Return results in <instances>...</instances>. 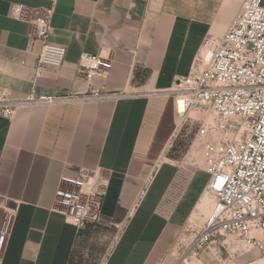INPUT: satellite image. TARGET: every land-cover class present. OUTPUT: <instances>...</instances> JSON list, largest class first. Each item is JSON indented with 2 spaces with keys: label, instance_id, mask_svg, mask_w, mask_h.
Segmentation results:
<instances>
[{
  "label": "crops",
  "instance_id": "crops-1",
  "mask_svg": "<svg viewBox=\"0 0 264 264\" xmlns=\"http://www.w3.org/2000/svg\"><path fill=\"white\" fill-rule=\"evenodd\" d=\"M240 4L0 0V96L110 95L23 106L11 119L0 117V197L14 209L3 264L178 262L185 229L203 214L197 207L208 179L199 181L208 174L204 167L187 171L169 162L180 119L172 96L161 92L205 66V38L226 32ZM15 6L54 7L50 40L67 49L59 72L36 77L41 44L34 47L30 26L13 17ZM82 52L110 54L108 75L88 80L80 74ZM78 168L99 171L109 182L103 224L82 234L52 209L61 174ZM123 221L125 230L110 248L114 224ZM228 253L236 264H264L259 250ZM189 261L222 264L209 248Z\"/></svg>",
  "mask_w": 264,
  "mask_h": 264
},
{
  "label": "built area",
  "instance_id": "built-area-1",
  "mask_svg": "<svg viewBox=\"0 0 264 264\" xmlns=\"http://www.w3.org/2000/svg\"><path fill=\"white\" fill-rule=\"evenodd\" d=\"M55 9L15 6L13 17L30 26L29 37L36 47V77L46 70L59 72L67 49L51 42ZM209 52L205 66L179 78L171 89L175 113L184 117L194 110H211L218 124H202L197 139L202 143L204 170L209 175L206 189L214 196L213 211L194 234L176 264H189L205 248L212 249L222 264H236L229 255L259 250L264 254V0H241L226 32L205 38ZM113 67L110 54L82 52L78 71L88 80L107 76ZM107 93L93 90L87 97L0 96V117L13 118L18 108L28 105L104 99ZM108 179L99 171L67 169L60 176L53 211L78 230L104 222L103 200ZM14 209L0 197V264L14 225ZM113 248L125 230L126 221L114 224Z\"/></svg>",
  "mask_w": 264,
  "mask_h": 264
},
{
  "label": "rangeland",
  "instance_id": "rangeland-1",
  "mask_svg": "<svg viewBox=\"0 0 264 264\" xmlns=\"http://www.w3.org/2000/svg\"><path fill=\"white\" fill-rule=\"evenodd\" d=\"M178 118L180 119V124H177V130L174 138L172 139L173 143L170 142L171 147L166 153L167 157L171 159L169 160V162H172L178 168L186 169L187 171L201 168L203 167L202 143L197 139V132L202 124L217 125L218 122L216 116L211 110L205 109L199 111L194 110L184 117L178 116ZM208 178V175H206L205 173L201 174L199 181L200 184H203V182L207 181ZM204 194L201 196V199ZM214 201V196L213 198L210 197L209 206H211L212 203L214 204ZM208 210L210 209H207L206 213L199 210V213L203 212V214H198L197 216L195 215L196 218L193 222H191V227L185 229L183 239L180 242L181 251L186 249L191 239L193 238L194 233H197L202 227L204 220L209 215ZM109 244L111 245V243Z\"/></svg>",
  "mask_w": 264,
  "mask_h": 264
},
{
  "label": "bare ground",
  "instance_id": "bare-ground-1",
  "mask_svg": "<svg viewBox=\"0 0 264 264\" xmlns=\"http://www.w3.org/2000/svg\"><path fill=\"white\" fill-rule=\"evenodd\" d=\"M205 52H207L209 54L208 51L205 50ZM209 57V55H208ZM207 57V58H208ZM210 197L213 198V195L211 194V192L208 190V189H205V194L204 196L202 197L201 201L199 202L198 204V207H197V210H200V211H207L209 205H210ZM213 203H212V208L210 209L209 213L208 214H211L212 211H213Z\"/></svg>",
  "mask_w": 264,
  "mask_h": 264
},
{
  "label": "water",
  "instance_id": "water-1",
  "mask_svg": "<svg viewBox=\"0 0 264 264\" xmlns=\"http://www.w3.org/2000/svg\"><path fill=\"white\" fill-rule=\"evenodd\" d=\"M79 233H81V234H82V233H83V230H82V229H80V230H79Z\"/></svg>",
  "mask_w": 264,
  "mask_h": 264
}]
</instances>
